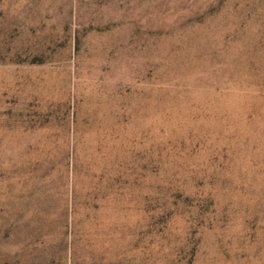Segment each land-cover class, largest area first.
I'll return each mask as SVG.
<instances>
[{"label":"rangeland","instance_id":"374dc122","mask_svg":"<svg viewBox=\"0 0 264 264\" xmlns=\"http://www.w3.org/2000/svg\"><path fill=\"white\" fill-rule=\"evenodd\" d=\"M0 264H264V0H0Z\"/></svg>","mask_w":264,"mask_h":264}]
</instances>
